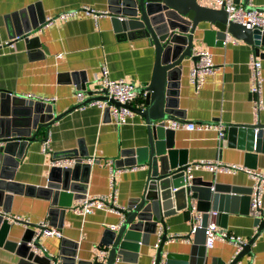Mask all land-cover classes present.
<instances>
[{"label":"crops","instance_id":"1","mask_svg":"<svg viewBox=\"0 0 264 264\" xmlns=\"http://www.w3.org/2000/svg\"><path fill=\"white\" fill-rule=\"evenodd\" d=\"M198 1L209 7H219L216 0ZM249 3L264 12V0H249ZM33 5H36L32 7L34 15L45 19V22L30 34L36 39L27 41L24 37L14 36L13 22L20 8ZM89 9L107 10V0H0V89H7L14 95L52 98L47 101L52 104L54 113L58 114L79 102L75 97L78 89L73 78L75 73L78 80H86V88L90 90H99L98 76L103 66L107 68L109 77L129 79L136 87L146 86L151 80L155 63L154 45L146 37L118 34L110 12L95 15ZM47 18H50L48 22ZM208 26L202 22L195 30L192 53L198 48L208 49L215 69L206 76L196 92L188 78L195 60L184 59L179 76L178 108L184 113L181 121H219L226 131L220 138L211 129H173L174 146L179 151L177 159L190 162L201 158L221 159L264 171V152L257 151L251 143L250 133L240 129L257 121L264 123V105L255 114L249 94L248 57L254 46L237 38L224 44L220 41L224 36L221 37L217 30L207 34L203 32V28ZM261 58V94L264 100V55ZM94 94L102 93L97 91ZM135 97L132 105L145 107L144 92L137 90ZM46 136H50V144L43 151L42 140ZM147 143V123L141 114L133 111L126 123L117 124L107 107L88 103L64 113L48 128L41 129L36 138L26 145L15 169L14 179L42 186L54 159L69 150L79 149L87 152V157H81L82 161L90 160L86 195L107 194L112 190L109 163L113 160L114 164V160L121 156L122 149L145 147ZM135 165L130 169L119 168L113 176L115 202L125 207L131 197L141 194L145 186L147 168L142 164ZM193 176L200 179L215 177V184H229L232 189H239L240 198L231 203L224 217L218 218L209 213L207 219H215L230 234L239 235L246 242L251 239L260 221L264 220V187L260 193V212L253 216L249 211L250 186L253 182L245 172L219 171L213 174L201 168L195 169ZM78 200L72 198L70 206H60L59 212L50 214L52 205L48 198L14 194L9 203V212L27 220L10 223L7 234L0 238V264L19 263L18 245L29 226L27 223L37 224L43 218L50 225L58 227L61 235L40 237L42 250L33 248L35 252L55 254L62 248L67 252L75 251L78 260L96 258L100 248L104 247L103 232L115 229H110L109 225L118 222L120 214L96 208L86 215H77L72 205ZM192 201L195 206L190 211L177 210L166 218L167 237L171 233H180L184 237L175 240L168 237L163 245L161 264L228 263L235 254L231 241L220 239L211 247H206L201 232L190 233L194 217L201 215L196 207L200 200ZM209 202L201 201L200 208L209 206ZM158 235L159 230L147 233L143 243L128 249L126 259L116 258L114 264H154ZM236 264H264V229Z\"/></svg>","mask_w":264,"mask_h":264},{"label":"water","instance_id":"2","mask_svg":"<svg viewBox=\"0 0 264 264\" xmlns=\"http://www.w3.org/2000/svg\"><path fill=\"white\" fill-rule=\"evenodd\" d=\"M34 6L36 5L18 10V16L13 22L14 36L24 37L27 41L36 39L30 37V34L45 19L34 15ZM107 10L112 14L118 34L126 37H146L155 47L151 80L146 86L136 87V90L144 92L145 107L129 104L147 123V146L122 149L121 156L114 160L115 166L144 165L147 168L144 189L140 195L131 197L128 205L122 209L120 226L103 232L104 247L100 248L106 251L103 259L96 256L88 261L78 260L75 251L67 252L62 248L55 254L37 253L33 248L42 250V247L39 237L33 236L37 229L43 228L28 222L29 226L19 240L18 264H114L116 258L126 259L128 249L137 246L133 243L136 237L143 243L147 233L157 230L160 231L159 244L154 254V264H161L163 245L168 239L167 216L177 210L190 211L195 206L192 199H198L200 201L196 207L201 212L202 226L208 221L209 209L216 211L218 218L224 217L230 210L231 203L240 198L238 188L232 189L229 184H215V177L200 179L192 176L185 184L187 160L177 159L179 151L174 146L173 129L163 126L167 118H184L183 111L178 108L179 76L184 59L197 58L192 53L193 37L200 23L209 24L203 28L205 34L212 30H217L221 37L230 33L235 38L252 44L260 56L264 55L260 51V48H264V32L228 20L224 6L209 7L198 0H107ZM73 78L86 97L58 114L54 113L52 104L46 100L14 95L7 89H0V206L4 212L10 210L9 203L14 194L48 198L52 205L50 214L59 212L60 206H70L72 198L78 199L86 195L90 161H82L81 157H87V152L79 149L60 154L59 156L78 158L70 165L58 166L52 163L42 186L21 183L14 179L15 169L24 155L26 145L36 138L43 127L48 128L61 115L77 106L88 104L94 99H108L104 93L94 94L97 91L105 92V89H87L84 78L78 80L76 73ZM111 100L115 101L112 98ZM115 103L119 104L117 101ZM240 129L250 133L251 143L257 151L264 152V123L257 121ZM201 201H210L209 206L200 208ZM9 226L10 223L4 222L0 214V238L7 234ZM263 229L264 220L260 221L254 236L226 264H236Z\"/></svg>","mask_w":264,"mask_h":264},{"label":"built area","instance_id":"3","mask_svg":"<svg viewBox=\"0 0 264 264\" xmlns=\"http://www.w3.org/2000/svg\"><path fill=\"white\" fill-rule=\"evenodd\" d=\"M245 2H236L235 0H216L219 6H224L227 11V18L231 21H236L242 23L248 28H258L261 32H264V12H262L258 7L251 5L249 0H243ZM86 9V8H85ZM89 12L94 11L95 15L107 13L108 10H95L89 9ZM69 13L63 12L62 14ZM50 18H47V22ZM18 37V36H16ZM237 39L232 36L230 33H226L223 38L220 39L222 43H226L228 41H236ZM8 42V41H5ZM261 50V48H260ZM261 52L264 53V48H262ZM193 55L197 58L193 63L192 67L189 70L188 78L197 92L200 87L203 85L206 76L212 73L215 69V64L213 59L211 58V52L206 48H198L193 51ZM248 68H249V76H250V84H249V94L251 95V102L253 111L255 114H258L259 110L263 107V96L261 94L262 86H263V76H262V58L256 52L255 47L251 50L248 57ZM98 80L100 81V86L98 89H105V92L102 94H106L108 99H94L90 102V104H97L101 108H108L111 115H113V119L117 124L126 123L129 120V117L132 116L133 110L129 107V104H132L133 100L136 98L137 90L136 84L131 80H126L124 78L118 77H109L108 70L105 66L102 67L101 73L98 76ZM24 96H30V94H24ZM86 94L80 88L75 91V97L78 101H82L85 99ZM114 99L119 104H116L115 101H110V99ZM39 99V98H38ZM43 100H52V98L45 97L41 98ZM164 128H182L186 127L188 129H211L217 132L218 137H223L225 134V126L219 121H201L200 123L194 122H185L179 119H165ZM50 144V136H46L42 140V150L45 151L49 148ZM77 161V157L75 156H59L54 159L53 164L55 165H70ZM90 161V160H88ZM137 165L132 164L130 166H115L113 164V160L109 163V168H111L110 174V186L111 192L107 194H95V195H85L82 198H79L78 202L72 205V210L77 215H86L90 213L96 208L108 210V211H116L120 214V219L118 222L114 224H110V229H116L122 223V209L125 206H122L115 202V190L113 186V176L114 172L119 168H135ZM184 175V183H188L190 178L193 176V171L195 169L205 168L214 173L216 172H225V173H236V171L245 172L251 179L252 185L250 186V213L255 216L260 212L261 200L260 193L264 187V171L257 168L245 165L243 163H234V162H226L221 159H207L201 158L198 161H187ZM209 213L212 215H216V211L209 210ZM0 214H2V218L4 222L12 223V222H24L27 218H24L20 215L10 213L9 211L4 212L2 207H0ZM201 219L198 216L194 217V221L190 227V233L195 234L201 232L203 237V243L206 247H211L216 240L227 239L231 241L235 246L234 256L238 254V251L242 248V246L246 243L241 236L233 235L228 232L225 226L219 224L215 219H211L207 221L205 225L201 226ZM38 225L42 226V230L37 229L33 238L35 237H43V236H60L61 231L58 227L52 226L48 223L46 218H43L37 222ZM160 232V231H159ZM169 239L175 240L177 238H183L184 235L180 233H171ZM135 245L141 243V239L136 237L133 241ZM106 251L100 250V253L97 254L99 259H103ZM154 263V261H153ZM164 263V262H163ZM166 263V262H165Z\"/></svg>","mask_w":264,"mask_h":264}]
</instances>
